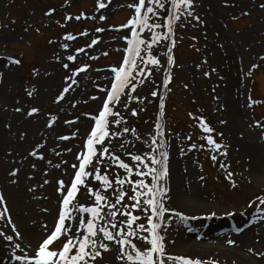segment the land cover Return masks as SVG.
Masks as SVG:
<instances>
[{
    "label": "rangeland",
    "instance_id": "obj_1",
    "mask_svg": "<svg viewBox=\"0 0 264 264\" xmlns=\"http://www.w3.org/2000/svg\"><path fill=\"white\" fill-rule=\"evenodd\" d=\"M127 2L130 0H112L107 9L96 12V0H70L67 5L65 0H0V193L6 197L12 221L23 237L18 241L22 247L28 244L35 247L43 235L42 225L51 228L54 223L59 196L55 181L62 178L67 183L70 176L62 175L61 169L52 167L48 161L52 164L67 161L62 167L69 173L72 171L70 164L74 162L76 146L92 123L85 114L96 112L99 98L104 95L100 89L109 86L106 77L110 75V66L121 57L120 49L125 42L120 37L126 30L117 29L129 18L130 10L122 6ZM262 3L264 0H227V3L225 0H195V14L203 23L192 17H187L186 21L181 18L184 23L178 25L173 47V81L168 85L171 90L166 91L162 84L166 49L156 46L154 54L164 67L159 71L153 69L151 77L144 85H138L137 92L133 93L146 97L143 105L136 101L129 104V109L143 107L144 110L132 116L129 110L117 106L127 120V125L123 126L135 128L141 139L125 134L113 138V148L120 153L119 142L128 140L131 141L128 151L142 153L148 150L143 141L150 139L153 123L158 117L156 98L150 93L157 90L159 95L168 98L164 129L170 143V199L166 206L188 218L181 222L173 216L170 226L162 231L170 253L216 260L219 264H252V260L264 264V257L248 251L249 248L264 251V212H258L255 206L248 207L256 195L264 194V177L254 171L257 161L254 148L257 145L260 153L264 148L261 139L264 128L256 124L264 125V59H261L264 57V9L259 7ZM52 8L55 12L51 16L44 15ZM245 11L248 15L243 14ZM81 12L96 19L65 22L66 14L76 16ZM101 14L107 16L105 21L98 19ZM96 27L105 31L95 33ZM85 30L88 37L78 35ZM66 33L75 35L76 40H64ZM92 36H98L100 40L97 45L87 48ZM62 43L70 44L67 52L60 47ZM80 47H85L84 53L75 52ZM68 54H76L77 60L67 61ZM57 55L60 61L55 59ZM9 58L18 59L20 63H9ZM62 63H68L70 69L84 64L90 67L73 77L78 83L72 85L63 100L54 103L62 91L65 77L72 75ZM254 64L257 67L253 68ZM34 69L38 74H34ZM33 87L36 92L29 96L27 93ZM91 96L98 99L92 100ZM249 96L261 103L248 107ZM17 107L22 111L16 112ZM31 107L40 111L28 117L26 112ZM189 113L203 117L216 130L214 138L228 145L227 157L218 156V162L213 163L204 150L188 151L192 142L203 143L199 138L202 130L194 127L196 121ZM53 114L58 120L51 128L45 127L46 118ZM240 116L243 127L236 125ZM65 120L75 123H63ZM77 130V136L72 137ZM173 134H178L179 138ZM189 134L192 139H185ZM21 135L24 139H20ZM60 135L70 139L59 140ZM38 143L44 145L39 149L44 159L29 155ZM66 148H72V152L65 151ZM180 148L185 154H180ZM57 152L60 155H56ZM122 158L129 159L123 155ZM220 160L234 173L237 188H232L225 178ZM15 169H18L17 177H9L8 172ZM176 176L180 183L178 180L175 183ZM10 179H17V183H10ZM45 179L49 180L48 184H43ZM81 191L79 198L83 200L84 192ZM212 212L216 215L206 218ZM225 212L235 214L227 216ZM2 226L3 222H0ZM250 230L249 240L241 242L239 237ZM213 233L224 237V241L204 239L212 237ZM229 239L235 240V245H228ZM207 244L213 248H206ZM218 245L236 248L238 253L251 257V263H243L229 252H221ZM9 254L10 250L0 239V264H16L9 260ZM96 264H116V261L109 252L104 253L103 260L98 259Z\"/></svg>",
    "mask_w": 264,
    "mask_h": 264
},
{
    "label": "snow or ice",
    "instance_id": "obj_2",
    "mask_svg": "<svg viewBox=\"0 0 264 264\" xmlns=\"http://www.w3.org/2000/svg\"><path fill=\"white\" fill-rule=\"evenodd\" d=\"M69 2L70 0H65L66 5ZM111 3L112 0H96V12L107 9ZM194 5L195 0H130L122 5L130 10V14L126 22L120 24L117 29L126 30L120 37L125 42L120 49L121 57L118 62L110 66V75L106 77L109 86L100 89L104 95L99 98L100 104L96 112L85 114L92 123L81 137L79 145L76 146L74 162L70 164L72 171L69 173L67 168L62 167L68 163L67 161L61 160L56 164L48 161L49 165L61 169L62 175H68L70 179L67 183L62 178L55 181L56 191L59 193L56 217L51 228L47 224L42 225L43 235L35 247L31 244L22 247V244L18 242L22 241L23 237L12 221L6 197L0 193V222H3V226L0 227V239L10 250V261H15L16 264H96L98 259L103 260L104 253L110 252L116 264H219L216 260L208 261L200 257L173 254L167 251L162 231L170 226L173 216L179 218L181 222L188 218L183 213L166 206L170 199L168 184L170 143L164 134V96L159 95L157 90L150 93L151 96L158 97L160 103L154 132L150 134L149 140L143 141L148 146L147 151L142 153L128 151L127 146L131 143L128 140L119 142L120 153H117L112 146L113 138H121L125 134H130L136 140L141 139L135 128L123 126L127 125V120L122 110H117V106L120 105L123 110H129L132 116L144 110L143 107L129 109V104L136 101L143 105L146 97L133 95V93L137 92L138 85H144L145 81L151 77L153 69L159 71L164 67L161 59L154 54L156 46L166 49L163 55L166 57L168 67L164 68L163 88L166 91L171 90L168 85L171 80L170 69L175 64L174 26L177 22H181L183 26L182 17L185 21L187 17H192L199 23H203L199 15L195 14ZM259 7L264 9V3ZM53 12H55L54 8L48 9L44 15L51 16ZM243 14L248 15L246 11ZM82 18L96 19L95 16L86 17L83 12L76 16L71 14L64 16L65 22L73 19L80 21ZM98 19L105 21L107 16L101 14ZM104 31L105 29L101 27L94 29L95 33ZM78 35L88 37L89 33L85 30ZM63 39L75 41L76 36L66 33ZM99 40L98 36L90 37V43L86 44V47L92 48L98 44ZM49 43L52 41L50 40ZM60 47L67 52L70 44L62 43ZM75 52L84 53L85 47L76 48ZM103 54L108 55L107 52ZM55 59L60 61V56H55ZM66 60L76 61L77 55L68 54ZM8 62L19 64L20 60L9 58ZM62 67L69 70L72 75L65 77L62 91L55 97L54 103L63 100L65 93L69 92L72 85L78 83L73 77L86 71L90 66L84 64L70 69L68 63H62ZM252 67L255 68L257 65L254 64ZM33 71L34 74H38V70ZM205 75L208 73L206 72ZM35 92L36 89L33 87L27 94L32 96ZM90 99L96 100L98 97L91 96ZM259 103L261 101L248 97V107ZM15 111L21 112L22 109L17 107ZM39 111V108L31 107L26 115L32 117ZM188 115L196 121L194 127L198 126L203 133L199 137L203 143L192 142L188 146V151L204 150L210 155L213 163L218 162V156L227 157L228 145L214 138L213 133L216 130L207 124L203 117L193 116L192 113ZM57 120V115H50L45 120V127L51 128ZM63 123L73 124L75 121L65 120ZM220 123L223 124L225 121ZM256 124L264 128V125L259 122ZM78 132L79 130L73 132L72 137L77 136ZM173 135L179 138L178 134ZM216 135L223 134L216 133ZM20 139H24V136L21 135ZM57 139L64 141L70 137L60 135ZM185 139L191 140L192 137L189 134ZM261 139L264 140V132L261 133ZM42 147L44 145L38 143L29 155L44 159L43 153L39 152ZM64 150L72 152V148ZM179 151L181 155L185 154L183 148ZM56 155L60 153L57 152ZM122 155L129 159L126 161ZM219 166L224 169L225 178L230 182V186L237 188L238 184L233 179L234 173L229 170V165L220 160ZM32 167L35 168L36 165L33 164ZM17 172L18 169L11 170L8 176L16 178ZM200 179L203 180L204 177ZM9 182L16 184L17 179H10ZM48 183V179L43 181V184ZM81 190L84 192L83 200L79 198ZM29 191L34 189L29 188ZM253 206L258 212H264L262 207L264 194L256 195L249 201L248 207ZM224 214L233 216L235 213L225 212ZM215 215L216 213L212 212L206 218ZM235 243L236 241L232 239L227 241L228 245H235ZM17 251L20 254H17ZM248 251L264 257V251L257 252L253 248H249Z\"/></svg>",
    "mask_w": 264,
    "mask_h": 264
},
{
    "label": "bare ground",
    "instance_id": "obj_3",
    "mask_svg": "<svg viewBox=\"0 0 264 264\" xmlns=\"http://www.w3.org/2000/svg\"><path fill=\"white\" fill-rule=\"evenodd\" d=\"M232 110V109H231ZM235 110V109H234ZM243 112H241V115H242ZM31 120V119H30ZM30 120H27L28 123H31ZM243 122H241V116L239 118H237V122H236V125L237 126H240V127H243V124H241ZM252 136V135H251ZM252 147V145H251ZM254 148V147H253ZM256 150H254V155L256 157V160L255 163L256 165L254 166V171L255 173L259 176V177H264V148H263V153H260V150L258 148V146L256 145V148H254ZM180 176V175H179ZM179 176L175 177V183L176 181L178 180L179 183H180V180H179ZM181 185V184H180ZM251 230L250 231H247L246 233L242 234L239 238L241 240V242H245V241H248L249 240V236L251 235ZM213 236L210 237V238H204L205 240H210V241H216V242H222L224 241V237H222L221 235H217L216 233H213L212 234ZM208 245V244H207ZM206 248L208 249H211L213 248L212 246L208 245ZM219 250L222 252H229L230 253V256H232V254L238 256V259L243 262V263H251V257L248 258L246 257L243 253H238V250L236 248H230V247H225V246H221V245H218ZM217 250V249H215ZM253 263L252 264H262V262H259L257 260H252Z\"/></svg>",
    "mask_w": 264,
    "mask_h": 264
}]
</instances>
